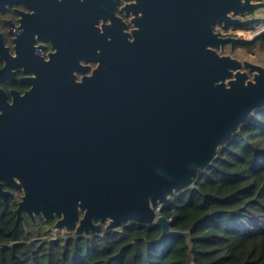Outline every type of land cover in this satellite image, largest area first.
I'll return each mask as SVG.
<instances>
[{
	"label": "water",
	"instance_id": "1",
	"mask_svg": "<svg viewBox=\"0 0 264 264\" xmlns=\"http://www.w3.org/2000/svg\"><path fill=\"white\" fill-rule=\"evenodd\" d=\"M172 2L158 34L147 26L130 42L120 31L106 68L51 96L58 103L46 113L62 116L61 145L32 152L27 172L41 191L24 197L45 222L57 218L50 231L89 236L134 222L188 238L156 208L191 186L264 107V67L234 56L244 37L228 33L258 24L264 0Z\"/></svg>",
	"mask_w": 264,
	"mask_h": 264
},
{
	"label": "flooded vegetation",
	"instance_id": "2",
	"mask_svg": "<svg viewBox=\"0 0 264 264\" xmlns=\"http://www.w3.org/2000/svg\"><path fill=\"white\" fill-rule=\"evenodd\" d=\"M172 3L14 0L0 9V230L21 223L30 234L42 226L50 231L57 218L45 222L26 208L24 197L26 190L41 191L39 183L34 189L27 172L32 152L41 156L61 145L62 116L46 113L48 104L58 103L51 96L65 82H83L106 68L111 42L120 31L130 42L135 35L141 41L147 26L158 34L161 18L171 17ZM220 28L215 26L217 32Z\"/></svg>",
	"mask_w": 264,
	"mask_h": 264
},
{
	"label": "trees",
	"instance_id": "3",
	"mask_svg": "<svg viewBox=\"0 0 264 264\" xmlns=\"http://www.w3.org/2000/svg\"><path fill=\"white\" fill-rule=\"evenodd\" d=\"M237 48L264 50V34ZM160 215L189 237L161 238L155 224L127 222L101 234L36 242L15 223L1 227L0 264H264V107Z\"/></svg>",
	"mask_w": 264,
	"mask_h": 264
},
{
	"label": "rangeland",
	"instance_id": "4",
	"mask_svg": "<svg viewBox=\"0 0 264 264\" xmlns=\"http://www.w3.org/2000/svg\"><path fill=\"white\" fill-rule=\"evenodd\" d=\"M257 15L261 16V18L264 16V8L257 11ZM254 28V27H252ZM251 28V29H252ZM235 31V30H234ZM239 31V30H238ZM234 56L238 57L239 59H247L250 60L260 66L264 67V50H257L254 54H249L246 52H243L241 49L237 48L235 52L233 53ZM252 76V74H250ZM31 230V228H29ZM33 236V240L36 242H40L43 239H49V240H56L60 237H66L65 231H46V226H42L41 229L38 231H32L31 232Z\"/></svg>",
	"mask_w": 264,
	"mask_h": 264
},
{
	"label": "built area",
	"instance_id": "5",
	"mask_svg": "<svg viewBox=\"0 0 264 264\" xmlns=\"http://www.w3.org/2000/svg\"><path fill=\"white\" fill-rule=\"evenodd\" d=\"M261 18V16H260ZM239 30V31H238ZM228 33L241 35L244 39L252 40L260 37L264 34V16L261 18L260 22L254 26V28H250L248 30H240V29H230ZM162 206L156 208L157 215H160ZM64 231V230H63Z\"/></svg>",
	"mask_w": 264,
	"mask_h": 264
}]
</instances>
